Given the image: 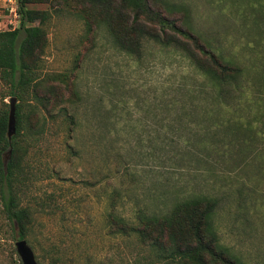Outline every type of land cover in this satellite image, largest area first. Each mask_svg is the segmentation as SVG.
<instances>
[{
    "label": "rangeland",
    "instance_id": "obj_1",
    "mask_svg": "<svg viewBox=\"0 0 264 264\" xmlns=\"http://www.w3.org/2000/svg\"><path fill=\"white\" fill-rule=\"evenodd\" d=\"M165 1L161 14L177 26L186 11L196 42L177 38L187 54L150 37L127 53L104 23L90 30L70 6L28 4L50 12L39 74L55 87L42 90L34 133L23 137L20 199L33 212L25 239L39 264L53 254L58 264H182L133 232H110V219L133 225L139 212L164 213L195 195L218 200L220 242L244 264H264V141L241 148L264 126V46L242 45L255 42L245 33L259 34L264 15L251 14L253 0ZM16 10L17 0H0V30L18 26ZM206 40L240 67L224 105L197 66L207 57L196 43ZM17 236L0 215V264H22Z\"/></svg>",
    "mask_w": 264,
    "mask_h": 264
},
{
    "label": "trees",
    "instance_id": "obj_2",
    "mask_svg": "<svg viewBox=\"0 0 264 264\" xmlns=\"http://www.w3.org/2000/svg\"><path fill=\"white\" fill-rule=\"evenodd\" d=\"M165 2L17 0L18 26L0 30V215L16 230L17 238L29 235L33 220L30 206L24 205L20 199L22 189L19 184L26 178L21 163L27 149L23 144V137L34 133L32 121L37 118L39 103H43L45 99L42 90L55 93V87L45 84V79L39 74L40 57L47 37L45 24L50 12L47 9L31 8L28 4L50 3L51 6L58 7L57 10L60 9V4L70 6L72 12L84 18L90 30L93 29L92 23L95 27L104 23L115 44L127 53L139 51L142 40L150 37L164 44H175L187 54L190 51L188 44L177 38L178 35L196 42V37L187 26L186 11L183 10L184 27L177 26L172 18L161 14L159 7ZM196 46L207 57L196 62L214 88L212 101L224 105L229 87L236 85L240 67L235 64L234 58L224 55L221 48L209 40L202 44L196 43ZM192 58L195 59L193 56ZM12 96L17 99L15 133L8 138V101ZM260 131L258 133L252 130L251 136L244 139V148H241L248 150V144L252 147L254 139L264 141V132L262 129ZM252 134L257 136L254 138ZM230 143L229 140L224 141L226 146H223L227 152L230 151ZM256 149L252 148V151ZM231 154L234 155V150ZM257 158L259 168L261 161L264 162V156ZM232 159L236 161L234 157ZM242 160L245 163L243 167L247 166L245 160ZM217 204L218 200L214 197L195 195L177 200L164 213L139 212L133 225L126 223L123 218L112 216L110 232H133L143 245L155 249L163 258L177 260L182 264H244L227 244L219 240L212 221ZM59 261L60 258L53 254L51 264H58Z\"/></svg>",
    "mask_w": 264,
    "mask_h": 264
},
{
    "label": "water",
    "instance_id": "obj_3",
    "mask_svg": "<svg viewBox=\"0 0 264 264\" xmlns=\"http://www.w3.org/2000/svg\"><path fill=\"white\" fill-rule=\"evenodd\" d=\"M9 111H8V123H7V136H11L15 133V105L17 99L15 96L9 99ZM9 153V151H8ZM8 155H6L7 157ZM15 250L22 262V264H39L36 260L32 247L28 244L25 238H17L14 242Z\"/></svg>",
    "mask_w": 264,
    "mask_h": 264
},
{
    "label": "crops",
    "instance_id": "obj_4",
    "mask_svg": "<svg viewBox=\"0 0 264 264\" xmlns=\"http://www.w3.org/2000/svg\"><path fill=\"white\" fill-rule=\"evenodd\" d=\"M253 1H254V6L252 8L254 9V13H253V11H251V14H254L255 15L258 12L259 14L261 13L262 15H264V7H263L264 6V0H260L259 2H258V0H257V2H255V0H253ZM256 8H258L257 11H256ZM232 14L238 15V13H236V12H232ZM236 21H237V17L235 19V22ZM260 25L261 26L258 29V32H260L259 34L258 33H254V34H248L247 35V33L244 32L246 34V36H248L247 38H249V40L255 41V42L253 44L251 42H248L247 44H242V45H246V46L254 45V46H260V47L264 46V20L261 22ZM247 107H249V106H247ZM251 109H253L252 106L249 107L248 110H251ZM261 129L264 132V126ZM260 130H258L257 132L260 133L261 132ZM251 174L254 175V173H251ZM255 174H257V173H255ZM259 179H260V177H259Z\"/></svg>",
    "mask_w": 264,
    "mask_h": 264
},
{
    "label": "built area",
    "instance_id": "obj_5",
    "mask_svg": "<svg viewBox=\"0 0 264 264\" xmlns=\"http://www.w3.org/2000/svg\"><path fill=\"white\" fill-rule=\"evenodd\" d=\"M17 12V11H16Z\"/></svg>",
    "mask_w": 264,
    "mask_h": 264
}]
</instances>
